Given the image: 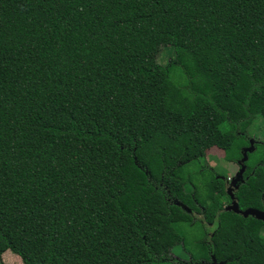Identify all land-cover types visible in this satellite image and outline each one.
<instances>
[{
    "label": "trees",
    "instance_id": "1",
    "mask_svg": "<svg viewBox=\"0 0 264 264\" xmlns=\"http://www.w3.org/2000/svg\"><path fill=\"white\" fill-rule=\"evenodd\" d=\"M256 119L264 0H0V255L164 263L162 238L199 221L220 264H264V223L223 207L206 162L217 146L240 165ZM243 166L234 199L263 212L264 144Z\"/></svg>",
    "mask_w": 264,
    "mask_h": 264
},
{
    "label": "rangeland",
    "instance_id": "2",
    "mask_svg": "<svg viewBox=\"0 0 264 264\" xmlns=\"http://www.w3.org/2000/svg\"><path fill=\"white\" fill-rule=\"evenodd\" d=\"M174 58L173 42L168 40L161 48L157 61L162 67H168ZM170 77H176L177 85L185 83L184 77L177 68L170 71ZM247 131L248 146L243 151L250 148L252 142L264 144V119H256ZM206 162L218 173L227 177L228 189H231L233 180L240 173L242 166L231 161L230 155L223 149L213 146L206 151ZM193 168V167H192ZM191 168V169H192ZM207 196L213 195L207 191ZM231 203V202H230ZM230 203L223 199V207L228 209ZM197 216H199L197 214ZM257 220V219H256ZM178 231L183 235V242L169 238H162V246L169 260L158 264H192L196 262H206L210 260L221 261L229 257V252L217 250L214 254L209 253V247L206 242L212 244V232L206 233L202 223L196 221L195 224H178ZM212 230V229H211ZM260 236H264V229L260 230ZM207 238V240H205ZM0 264H23L16 255L6 251L0 255Z\"/></svg>",
    "mask_w": 264,
    "mask_h": 264
},
{
    "label": "water",
    "instance_id": "3",
    "mask_svg": "<svg viewBox=\"0 0 264 264\" xmlns=\"http://www.w3.org/2000/svg\"><path fill=\"white\" fill-rule=\"evenodd\" d=\"M252 144L249 149L245 150L243 153V158L242 160L239 162V164L242 166L240 173L237 175V177L233 180L232 185H235V183L237 182V180L239 179V177H242L243 172L245 171V167L243 166V163L246 161V153L250 152L252 149ZM227 193L231 199V204L230 207L228 208L230 211L234 212L235 214L243 217V218H247L249 216H252L253 218L261 221L264 223V211H258V210H254V209H247L245 211H240L238 204L236 203L234 196L232 194V190L231 189H227Z\"/></svg>",
    "mask_w": 264,
    "mask_h": 264
},
{
    "label": "flooded vegetation",
    "instance_id": "4",
    "mask_svg": "<svg viewBox=\"0 0 264 264\" xmlns=\"http://www.w3.org/2000/svg\"><path fill=\"white\" fill-rule=\"evenodd\" d=\"M232 188H234V185H232L231 190H232ZM230 204H231V203H230ZM229 207H230V205H229ZM222 262H223V260H221V261L210 260V261H206V262H202V263H206V264H211V263H214V264H220V263H222Z\"/></svg>",
    "mask_w": 264,
    "mask_h": 264
}]
</instances>
